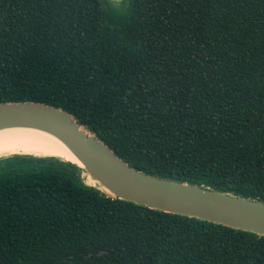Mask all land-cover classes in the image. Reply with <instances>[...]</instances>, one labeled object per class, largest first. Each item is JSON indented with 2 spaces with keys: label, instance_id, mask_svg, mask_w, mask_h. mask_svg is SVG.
Returning a JSON list of instances; mask_svg holds the SVG:
<instances>
[{
  "label": "trees",
  "instance_id": "16d2710c",
  "mask_svg": "<svg viewBox=\"0 0 264 264\" xmlns=\"http://www.w3.org/2000/svg\"><path fill=\"white\" fill-rule=\"evenodd\" d=\"M128 2L0 0V103L55 106L139 172L264 203V0ZM81 172L0 158V264H264V236Z\"/></svg>",
  "mask_w": 264,
  "mask_h": 264
},
{
  "label": "water",
  "instance_id": "95a60500",
  "mask_svg": "<svg viewBox=\"0 0 264 264\" xmlns=\"http://www.w3.org/2000/svg\"><path fill=\"white\" fill-rule=\"evenodd\" d=\"M11 128L37 129L57 138L82 168L74 165L94 182L91 186L109 197L264 236L263 202L139 172L60 108L38 102L0 103V130Z\"/></svg>",
  "mask_w": 264,
  "mask_h": 264
},
{
  "label": "bare ground",
  "instance_id": "6f19581e",
  "mask_svg": "<svg viewBox=\"0 0 264 264\" xmlns=\"http://www.w3.org/2000/svg\"><path fill=\"white\" fill-rule=\"evenodd\" d=\"M14 154L54 157L77 164L82 168L78 160L57 138L37 129L11 128L0 130V158ZM81 173L85 176L83 179L85 183L94 185V182L85 172L82 171Z\"/></svg>",
  "mask_w": 264,
  "mask_h": 264
},
{
  "label": "rangeland",
  "instance_id": "374dc122",
  "mask_svg": "<svg viewBox=\"0 0 264 264\" xmlns=\"http://www.w3.org/2000/svg\"><path fill=\"white\" fill-rule=\"evenodd\" d=\"M129 0H104L108 8L117 10L118 12H124L128 6ZM82 178L85 179V176L82 175Z\"/></svg>",
  "mask_w": 264,
  "mask_h": 264
}]
</instances>
